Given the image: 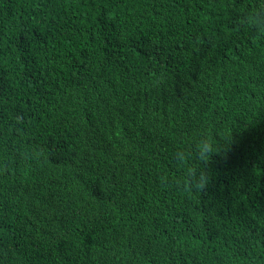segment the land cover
Instances as JSON below:
<instances>
[{"label": "trees", "instance_id": "obj_1", "mask_svg": "<svg viewBox=\"0 0 264 264\" xmlns=\"http://www.w3.org/2000/svg\"><path fill=\"white\" fill-rule=\"evenodd\" d=\"M0 264H264V0H0Z\"/></svg>", "mask_w": 264, "mask_h": 264}, {"label": "clouds", "instance_id": "obj_2", "mask_svg": "<svg viewBox=\"0 0 264 264\" xmlns=\"http://www.w3.org/2000/svg\"><path fill=\"white\" fill-rule=\"evenodd\" d=\"M227 148H225V149H227ZM215 151H216L215 146L207 137H202L195 144V155L198 159H200L202 161H206L209 158V156H212V154ZM178 157L179 158H185V154L179 153ZM192 175L194 177V186L197 189L204 187V185L208 179L205 172H201L197 176L196 172L193 171Z\"/></svg>", "mask_w": 264, "mask_h": 264}]
</instances>
